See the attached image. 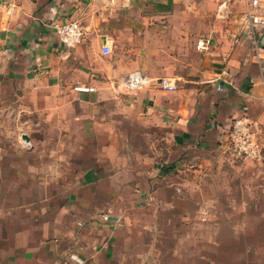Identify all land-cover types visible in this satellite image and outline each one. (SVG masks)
<instances>
[{
    "label": "crops",
    "instance_id": "0c3cea01",
    "mask_svg": "<svg viewBox=\"0 0 264 264\" xmlns=\"http://www.w3.org/2000/svg\"><path fill=\"white\" fill-rule=\"evenodd\" d=\"M245 8L0 0V112L24 129L11 139L21 151L0 155V264H264V162L224 149L242 117L264 152V27H246ZM68 20L84 29L72 47L52 27ZM132 70L153 83L125 91ZM146 224L182 231L147 232L139 250L131 229Z\"/></svg>",
    "mask_w": 264,
    "mask_h": 264
},
{
    "label": "built area",
    "instance_id": "2783aa9c",
    "mask_svg": "<svg viewBox=\"0 0 264 264\" xmlns=\"http://www.w3.org/2000/svg\"><path fill=\"white\" fill-rule=\"evenodd\" d=\"M259 0H246V8L243 12V20L250 30L264 27V14L258 11ZM54 33L66 47H72L83 41L84 29L76 20H68L62 23L52 25ZM210 40L200 38L196 42V48L199 50H208ZM103 54H109L111 48L103 45L101 48ZM157 86L163 90L175 89V81L167 77H161L156 80ZM153 83V80L147 77L140 70H132L122 78L120 85L125 91H136L145 88ZM217 88H221L220 85ZM231 128L225 140V152L229 156L240 162L261 163L264 162V152L262 145L258 142L255 129L246 118L233 119Z\"/></svg>",
    "mask_w": 264,
    "mask_h": 264
},
{
    "label": "rangeland",
    "instance_id": "374dc122",
    "mask_svg": "<svg viewBox=\"0 0 264 264\" xmlns=\"http://www.w3.org/2000/svg\"><path fill=\"white\" fill-rule=\"evenodd\" d=\"M21 118V116H18ZM31 129H25V131H29V134L32 133L34 136H38L39 135V131H37V128H35L34 130H32L30 132ZM24 129L17 127L15 119H13V115L12 114H6V113H2L0 112V155L1 153H16V152H20L21 151V147L20 145H18L19 143L17 142H12V138L13 137H18L19 134L21 132H23ZM22 139V138H21ZM23 142V139H22ZM5 166L2 165V170L4 171ZM4 178V177H2ZM150 215H147V218H145L146 221L150 220ZM161 229L158 228V226L156 225L155 227L152 226V230L149 228V226L146 224L145 227L144 226H134L132 230L133 233L135 234H140L142 236V240H137L136 246L139 250H145L147 249V247H150L148 242L145 240L144 234L147 232H153L155 234H158L160 232H170L171 234H177V232L182 231L181 226H177L176 224H172L170 226H166V225H160ZM206 233L211 232L210 230H202ZM158 232V233H157ZM175 237V236H174ZM154 243V242H152ZM203 243V244H201ZM239 243V242H238ZM189 244V246H188ZM195 244V247H194ZM240 245L238 246V249H241L244 246V243H239ZM156 248H159V246H155ZM154 247V248H155ZM183 247L184 248H188L190 247L191 249H193V251H197L199 250V252L201 251V249H204L206 251L213 249V242L211 241H205V242H200V244H198V242H184L183 243ZM196 248V250H195ZM170 249H173L176 253V261L179 259H181V249H182V241L181 240H174V245L173 247L170 246Z\"/></svg>",
    "mask_w": 264,
    "mask_h": 264
},
{
    "label": "water",
    "instance_id": "95a60500",
    "mask_svg": "<svg viewBox=\"0 0 264 264\" xmlns=\"http://www.w3.org/2000/svg\"><path fill=\"white\" fill-rule=\"evenodd\" d=\"M21 138L23 139L24 142H29V137L26 134H22Z\"/></svg>",
    "mask_w": 264,
    "mask_h": 264
}]
</instances>
